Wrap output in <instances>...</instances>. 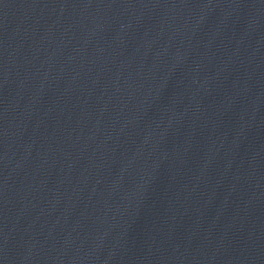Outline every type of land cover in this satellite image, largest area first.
<instances>
[{
	"label": "water",
	"instance_id": "95a60500",
	"mask_svg": "<svg viewBox=\"0 0 264 264\" xmlns=\"http://www.w3.org/2000/svg\"><path fill=\"white\" fill-rule=\"evenodd\" d=\"M0 264H264V0H0Z\"/></svg>",
	"mask_w": 264,
	"mask_h": 264
}]
</instances>
